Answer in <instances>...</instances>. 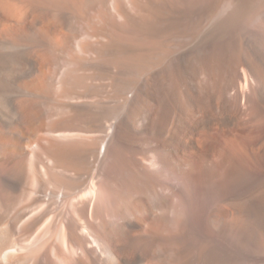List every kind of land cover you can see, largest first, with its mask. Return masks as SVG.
<instances>
[{"label":"bare ground","instance_id":"bare-ground-1","mask_svg":"<svg viewBox=\"0 0 264 264\" xmlns=\"http://www.w3.org/2000/svg\"><path fill=\"white\" fill-rule=\"evenodd\" d=\"M144 1L0 0V264H264V0Z\"/></svg>","mask_w":264,"mask_h":264},{"label":"rangeland","instance_id":"rangeland-1","mask_svg":"<svg viewBox=\"0 0 264 264\" xmlns=\"http://www.w3.org/2000/svg\"><path fill=\"white\" fill-rule=\"evenodd\" d=\"M145 3L144 6H147V8L145 9V7H143L144 10L141 9L142 12H140L139 14V19H142V24L145 23L146 25H144L147 27L148 30L151 27L149 30L151 32H154V30L156 32H167L169 34H175L173 36L178 37V39H180L182 35L193 31L202 19V13H200V11L186 10L184 8L182 10L181 7L170 6L166 1L151 0L146 1ZM227 10L230 9H228L227 7ZM223 16L224 14L219 11L214 16H207L204 20L201 21L202 23L200 28L205 30V32H208L219 24ZM242 17H249L252 23H255L258 19H262L258 11H254L250 15H246L245 12ZM107 42L108 44L110 43L108 45L110 49H115V41L108 40ZM263 133L264 132L261 131L259 135H264ZM196 195H198V192L196 193Z\"/></svg>","mask_w":264,"mask_h":264}]
</instances>
